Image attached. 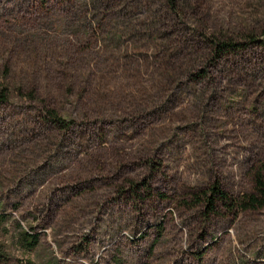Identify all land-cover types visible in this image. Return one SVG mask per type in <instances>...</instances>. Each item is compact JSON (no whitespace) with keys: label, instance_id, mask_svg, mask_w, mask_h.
Segmentation results:
<instances>
[{"label":"rangeland","instance_id":"rangeland-1","mask_svg":"<svg viewBox=\"0 0 264 264\" xmlns=\"http://www.w3.org/2000/svg\"><path fill=\"white\" fill-rule=\"evenodd\" d=\"M260 168L264 0H0V264H264Z\"/></svg>","mask_w":264,"mask_h":264},{"label":"trees","instance_id":"trees-1","mask_svg":"<svg viewBox=\"0 0 264 264\" xmlns=\"http://www.w3.org/2000/svg\"><path fill=\"white\" fill-rule=\"evenodd\" d=\"M236 44L224 43L219 48L228 49ZM202 200L205 202L208 209L215 211L218 208L225 207L226 209L233 210L235 207H240L244 210H255L264 207V172L263 168L258 169L254 173V191L242 197L240 202H235L229 195L220 188L219 185H213L210 190L204 191L201 195ZM26 244L28 249L33 248L38 243V236L36 234H25ZM3 252L0 248V261H2Z\"/></svg>","mask_w":264,"mask_h":264}]
</instances>
